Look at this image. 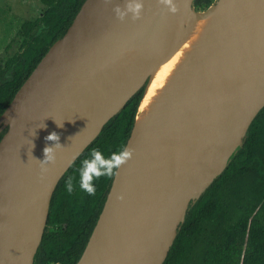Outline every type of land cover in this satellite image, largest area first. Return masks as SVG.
Wrapping results in <instances>:
<instances>
[{
	"label": "water",
	"instance_id": "water-1",
	"mask_svg": "<svg viewBox=\"0 0 264 264\" xmlns=\"http://www.w3.org/2000/svg\"><path fill=\"white\" fill-rule=\"evenodd\" d=\"M142 2L139 19L120 21L113 8L125 0H84L0 114V132L6 129L0 139V264H33L58 180L162 59L154 22L167 7ZM192 4L184 0L195 16L222 5L228 18L208 53L155 114L126 170L113 177L74 264H161L189 204L223 171L264 105V0H217L202 12ZM141 31L152 41L151 61L98 114L85 118L74 107V94ZM70 116L88 125L71 124ZM51 132L64 147L41 176L33 157L42 160L44 147L53 146L45 139ZM6 135L11 140L2 144Z\"/></svg>",
	"mask_w": 264,
	"mask_h": 264
},
{
	"label": "trees",
	"instance_id": "trees-1",
	"mask_svg": "<svg viewBox=\"0 0 264 264\" xmlns=\"http://www.w3.org/2000/svg\"><path fill=\"white\" fill-rule=\"evenodd\" d=\"M41 1V15L17 32L19 49L0 57V114L84 0ZM144 88L145 83L105 122L58 180L33 264H74L80 257L113 179L94 180L96 194L88 195L79 187L81 161L93 148L105 157L125 148ZM70 176L71 193L65 186ZM161 264H264V105L223 171L189 204Z\"/></svg>",
	"mask_w": 264,
	"mask_h": 264
},
{
	"label": "bare ground",
	"instance_id": "bare-ground-1",
	"mask_svg": "<svg viewBox=\"0 0 264 264\" xmlns=\"http://www.w3.org/2000/svg\"><path fill=\"white\" fill-rule=\"evenodd\" d=\"M174 2L179 10L175 14L166 10L154 22L162 38L164 52L149 75L135 114L132 136L126 146L134 150L139 147L140 137L158 110L182 84L190 69L208 53L228 18V9L222 5L206 17H198L185 8L184 0ZM152 57V41L141 31L86 79L74 94L76 111L85 118L94 117L141 74ZM69 121L71 124L80 121L82 126L88 125L87 119L78 120L70 116ZM10 140L11 136L6 135L2 144ZM130 160L118 170L124 172Z\"/></svg>",
	"mask_w": 264,
	"mask_h": 264
},
{
	"label": "clouds",
	"instance_id": "clouds-1",
	"mask_svg": "<svg viewBox=\"0 0 264 264\" xmlns=\"http://www.w3.org/2000/svg\"><path fill=\"white\" fill-rule=\"evenodd\" d=\"M158 3L166 6L167 11L170 13L175 14L179 10L174 0H158ZM142 9V0H125L123 7L115 5L113 12L115 17L120 21H124L126 17L135 21L141 17ZM129 13L131 14L130 17ZM57 126L62 127L63 125L62 123H59ZM45 139L54 142L53 146L44 147V156L42 160L33 157V159L39 163L41 176L48 171L47 166L49 164L55 163L56 150L64 147L60 144L59 135L56 132L49 133ZM134 151L133 148L126 147L119 152H113L108 157H105L101 150L97 148L91 149L89 158H85L81 161V167L78 170L80 177L79 187L81 191L88 195H95L96 187L94 180H98L101 177L111 179L118 175V169L132 159ZM65 186L69 193L74 190L73 178L71 176L66 180ZM116 198L122 200L124 197L123 194H118Z\"/></svg>",
	"mask_w": 264,
	"mask_h": 264
},
{
	"label": "rangeland",
	"instance_id": "rangeland-1",
	"mask_svg": "<svg viewBox=\"0 0 264 264\" xmlns=\"http://www.w3.org/2000/svg\"><path fill=\"white\" fill-rule=\"evenodd\" d=\"M215 2L217 0H193L192 6L202 12ZM44 9L41 0H0V57L7 58L19 49L20 36L17 32L21 24L36 19Z\"/></svg>",
	"mask_w": 264,
	"mask_h": 264
}]
</instances>
